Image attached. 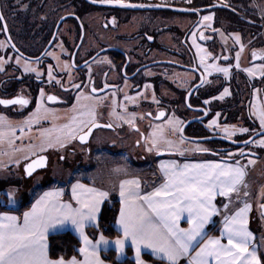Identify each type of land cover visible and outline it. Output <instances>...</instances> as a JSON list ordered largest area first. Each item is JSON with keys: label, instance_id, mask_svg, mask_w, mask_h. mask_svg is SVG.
<instances>
[{"label": "flooded vegetation", "instance_id": "flooded-vegetation-1", "mask_svg": "<svg viewBox=\"0 0 264 264\" xmlns=\"http://www.w3.org/2000/svg\"><path fill=\"white\" fill-rule=\"evenodd\" d=\"M92 1L98 4L0 0V100L27 101L0 104V117H26L38 105L70 109L89 99L95 111L69 142L102 153L144 148L155 125L176 117L182 137L213 142L212 151L197 150L198 154L224 158L226 150L238 149L249 157L243 160H253L250 165L260 187L251 218H264L263 17L244 11L233 0L206 10L200 8L217 2L165 4L200 11L175 13L172 19L142 17L141 25L128 28L131 21L121 9L129 8ZM211 10L217 12L205 20L204 12ZM246 50L247 60L241 64ZM213 65L227 68L228 74L211 71ZM93 124L99 126L89 133ZM218 128L229 130L231 136L218 133ZM140 156L143 161L145 156Z\"/></svg>", "mask_w": 264, "mask_h": 264}, {"label": "snow or ice", "instance_id": "snow-or-ice-1", "mask_svg": "<svg viewBox=\"0 0 264 264\" xmlns=\"http://www.w3.org/2000/svg\"><path fill=\"white\" fill-rule=\"evenodd\" d=\"M117 2L125 7H138L124 5L122 0ZM0 19L3 17L0 16ZM216 70L225 75L229 71L227 68ZM48 99L55 100V97L49 96ZM0 104L23 105L27 101L22 98L0 100ZM3 119L0 117V121ZM212 123L215 124V121ZM261 126L264 127V113L261 114ZM3 135L0 132V140ZM80 140L83 142L85 136H81ZM167 143L171 144L170 141ZM261 144L264 145V141ZM153 147H156V141H153ZM43 166V158H40L29 164L26 172L31 175L36 167ZM161 171L164 182L154 191L143 195L138 180L120 183L122 207L118 223L124 238L115 241L120 251L125 241L131 240L136 247V264H144L140 259L141 247L150 248L167 264H179L182 257H189L188 264H260L255 252H249L247 248L251 233L245 226V214L249 205L245 204L232 216H225L221 236L227 237V244L221 243L220 239L209 238L205 232V226L217 214L213 203L216 195L228 196L237 192V185L242 183L244 176L243 169L224 163L177 164L173 161L161 164ZM71 192L76 207L61 202V191H55L40 196L31 210L23 214L22 222L17 216L0 214V264H65L63 260L54 262L48 258L47 236L50 230L68 223L75 227L84 243V247L79 250L84 260L81 262L73 258L68 264H102L96 256V250L99 244L107 245L109 242L101 235L93 243L84 234V228L95 223L109 193L95 187H86L79 182L72 185ZM12 202L9 194L8 203ZM181 220L186 221L187 228L180 226Z\"/></svg>", "mask_w": 264, "mask_h": 264}, {"label": "rangeland", "instance_id": "rangeland-1", "mask_svg": "<svg viewBox=\"0 0 264 264\" xmlns=\"http://www.w3.org/2000/svg\"><path fill=\"white\" fill-rule=\"evenodd\" d=\"M116 3L115 0H108ZM206 0H194V4H200ZM235 4L243 7L244 11L249 13H258L264 20V0H233ZM118 3V2H117ZM144 5H155V3L147 1H139ZM122 13H126L131 21L128 28H137L141 25L139 20L145 18H168L172 19L173 14H184L187 12L175 11L167 8L158 9H140L130 10L121 9ZM217 11H205L204 17H211ZM182 21L184 22L183 18ZM257 19H259L257 17ZM264 22V21H263ZM168 24L171 25L169 20ZM264 24V23H263ZM203 51L197 50V56L201 57ZM247 50L242 54L241 61L243 64L247 60ZM215 65L211 71H217ZM89 99L75 103L73 107H49L38 105L35 112L26 117L16 118L15 116L3 114L4 119L0 121V132H3V138L0 140V204L6 206H16L29 201L37 190L48 186H63L66 188L71 178H86L89 182L97 186L111 189L114 178L120 176L125 171L139 172L138 167H134L133 160L141 162V156L156 159L158 152L168 151L174 153L173 156H189L198 154V149H207L212 151L213 142H198L188 140L180 135V120L176 117H168L165 122H159L152 131L147 135V141L144 148L126 150L127 154H121L120 149H105L102 153L101 149L94 147L81 148L76 143L69 142L84 123L88 122L90 115L94 113L95 107L89 104ZM47 108V109H45ZM92 112V113H91ZM91 113V114H90ZM75 117V120H73ZM39 123L37 129L30 128ZM44 123V124H43ZM68 125V127H65ZM222 135H230L229 130L225 128L217 129ZM186 135L194 134L186 131ZM153 141H156V147H153ZM168 141L171 144L167 143ZM251 146H254L252 144ZM70 147V148H68ZM149 148H152L149 151ZM232 150H236L233 152ZM238 149H230L223 152L226 156H235L238 159L248 156H241ZM183 153V155H181ZM45 154L49 157L46 168L35 172L31 176H26L23 172V165L31 158ZM172 154L160 156L168 157ZM132 159V161H131ZM252 160V159H251ZM123 161V162H122ZM253 161V160H252ZM256 165V164H255ZM257 167V165H256ZM264 169V167H263ZM261 172V170H258ZM256 178V177H254ZM72 181V180H71ZM256 182L250 175L248 184L242 195L246 201L258 198L259 193L255 190ZM257 186V185H256ZM241 186L235 194L240 193ZM247 195H245V193ZM9 194L12 196V203L9 204ZM232 204L228 211L236 207ZM255 208V207H254ZM252 216H254L252 214ZM264 218L261 217L257 222H251L257 237L256 243L259 244L261 258L264 264Z\"/></svg>", "mask_w": 264, "mask_h": 264}, {"label": "crops", "instance_id": "crops-1", "mask_svg": "<svg viewBox=\"0 0 264 264\" xmlns=\"http://www.w3.org/2000/svg\"><path fill=\"white\" fill-rule=\"evenodd\" d=\"M125 153L127 154L126 151L121 153V154H125ZM173 155L174 154H172V156H168V157H160L159 156L156 159L147 158V160L145 158V159H143V161L138 162L137 164H136V161L133 160V165H135L134 167H138L139 172L136 173L135 171L131 172V171L123 170V173L120 176H116L114 178V183L112 184V187L110 190H108L107 188L97 186L96 184L89 182V180L86 178L74 177V178H71L72 181L70 180V182L67 184L66 188H64L63 186L58 187V186H54V185L45 186V187L37 190V193L28 201L29 204L27 207H25L21 210H14V209L0 210V214H8V215L17 216L20 218V220L22 222L23 214L25 212H28L31 210L32 205L40 198V196H42L45 192H55V191H61V195L59 198L61 202L71 203L73 205V207H76L77 205H76L75 201L72 200V198H71L72 197L71 188H72V185L76 184L77 182L85 185L86 187H95V188H98L102 191H107L109 193L108 198L114 197L118 200V203H119L118 212H117V216H116L115 223H114V226H115L116 230L119 232V235L116 237H113V238L107 237V236H104L98 229H96L100 213L98 214L97 219H96L94 224L85 226L84 234L87 235L89 240H91L93 243H96L99 240L101 235H103L105 240H107L109 242L107 245L99 244V246L96 250V256L102 262V264H112V263L104 260L101 257L100 252L102 250L112 249L116 253V259L117 260H123L127 256V249L128 248L132 250L131 259L133 260V263L136 264V247L132 244L131 240L125 241V244H124L122 251H120L117 248V245L115 244L116 240L124 238L123 232H122L121 227L118 223V221L120 219V210L122 207L121 197L119 195L120 183L122 181H125V180H138L139 185H140V191H141V194L143 195V194L154 191V189L156 187H158L161 183L164 182L163 173L161 171V164H170L173 161H175L177 164H184V163L199 164V163H207V162L224 163V164L232 166L233 168L239 167V168L243 169L244 176L242 179V183L237 185V188L239 186H241L240 193L235 194L234 192H232L228 196L216 195L213 203L215 204V206L217 208V214L213 215L211 218V222L205 226V232L207 233V236L209 238L220 239L221 243L227 244V237L221 236V233H222L223 228H224L225 216H232L240 208H243L245 206V204L249 205V209L245 214V221H246L245 226L247 228V231L251 233V237H250L249 242L247 244V248H248L249 252H255L256 258L259 259L260 264H263V260L261 258V253H260V249H259L260 247H259V244L256 243V241H257L256 233L251 226L252 225L251 222H255V220H253L251 218V216H252L253 210L257 206L258 198H254V199H251L250 201H246L244 199V196L242 195V191H241L242 189L245 190V187L248 184V179H249L250 175L253 177V181L256 182L257 186L255 185V187H256L255 190H257L260 187V180L258 178L259 175H257L255 170H253L251 168L250 163L247 162L246 160H243V159H238V158L232 159L229 156L224 157V158H220V157H217L211 153H201V154L189 155V156H184V157L173 156ZM131 161H132V159H131ZM237 162H239V163L237 164ZM254 177H256V178H254ZM104 202H103V204H104ZM232 204H236L237 206L234 207V209L232 210L233 212H230V211H228V209L232 208L231 207ZM21 205L7 206V207L17 208ZM102 205H101V208H102ZM225 205H227L228 207L225 208ZM180 226L182 228H187L188 224L186 223L185 220H181ZM214 226H216L215 227L216 232H214V231L212 232V229H214ZM63 231H69V232L73 233L78 238L80 244H79L77 256H71L69 258H52L48 252V258L54 262L59 261V260H63L65 262V264H68V262L71 261L73 258L82 262L84 260V256L80 253L79 250L82 247H84V243L80 237L79 232L75 229V227L73 225L68 223L62 227H57L56 229L50 230L48 233V236L50 234L57 233V232H63ZM48 236H47V244H48ZM144 253L149 254L152 257L160 259L159 256L156 255L155 253H153L150 248L141 247L140 259L144 262V264H152L150 261L146 260L143 257ZM194 254L195 253H192V255H194ZM188 259H189V257H182L179 261V264H188ZM163 261H166V260H163Z\"/></svg>", "mask_w": 264, "mask_h": 264}, {"label": "trees", "instance_id": "trees-1", "mask_svg": "<svg viewBox=\"0 0 264 264\" xmlns=\"http://www.w3.org/2000/svg\"><path fill=\"white\" fill-rule=\"evenodd\" d=\"M213 0H206L202 3H210ZM194 5V3L190 4ZM180 156V155H177ZM184 157V156H182ZM28 201L22 204L17 208L7 207L6 205L0 204V210L4 209H14L21 210L28 206ZM119 203L118 200L114 197H110L105 200L102 205L100 215L98 218V223L96 229H98L104 236L107 237H116L119 235V232L116 230L114 223L118 212ZM217 226V225H216ZM212 229V232H216L215 227ZM78 238L69 231L57 232L50 234L48 236V252L52 258H69L71 256H77L79 248ZM260 249V248H259ZM101 257L112 263V264H134L131 259L132 250L127 249V256L123 260L116 259V253L112 249L102 250L100 252ZM143 257L150 261L152 264H167L166 261L152 257L149 254L144 253Z\"/></svg>", "mask_w": 264, "mask_h": 264}, {"label": "water", "instance_id": "water-1", "mask_svg": "<svg viewBox=\"0 0 264 264\" xmlns=\"http://www.w3.org/2000/svg\"><path fill=\"white\" fill-rule=\"evenodd\" d=\"M89 1L92 2V3H94V4H98V2H95V1H92V0H89ZM108 5L115 6V7L129 8V9H158V8H167V9H171V10H175V11H184V12H195L196 11V12H199L200 10H206V9H209V8L221 6L222 4L217 2L216 4H214L212 6L202 7V8H200V10H197V9H194V8L178 7V6H170V5H162V4H155V5L124 4V5H138V7H125V6H122L121 3H108ZM139 5H142V7L139 6ZM95 125H98V124H95ZM94 128H96V127L92 126L90 129L92 130ZM181 133H183V128L181 130ZM168 154H174V153L168 152V151H161V152H158L156 154V156H163V155H168ZM40 158H43L44 166L43 167H36L35 170L32 172L31 175H33L35 172H37L39 170H42V169L46 168V166L48 164V157L45 154H39V155L31 158L30 160H28L23 165V172H24V174L26 176H31V175H28V173L26 172L27 166L29 164H32L34 161L39 160Z\"/></svg>", "mask_w": 264, "mask_h": 264}, {"label": "built area", "instance_id": "built-area-1", "mask_svg": "<svg viewBox=\"0 0 264 264\" xmlns=\"http://www.w3.org/2000/svg\"><path fill=\"white\" fill-rule=\"evenodd\" d=\"M122 1H132V2L147 1L156 4H171V5H179V6L190 5L194 2V0H122ZM213 1L226 3L231 0H213Z\"/></svg>", "mask_w": 264, "mask_h": 264}]
</instances>
